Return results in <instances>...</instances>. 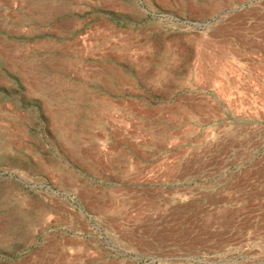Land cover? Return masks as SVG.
Masks as SVG:
<instances>
[{"label": "rangeland", "instance_id": "374dc122", "mask_svg": "<svg viewBox=\"0 0 264 264\" xmlns=\"http://www.w3.org/2000/svg\"><path fill=\"white\" fill-rule=\"evenodd\" d=\"M0 264H264V0H0Z\"/></svg>", "mask_w": 264, "mask_h": 264}]
</instances>
